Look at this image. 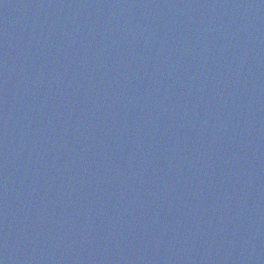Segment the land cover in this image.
Segmentation results:
<instances>
[{"label": "water", "instance_id": "obj_1", "mask_svg": "<svg viewBox=\"0 0 264 264\" xmlns=\"http://www.w3.org/2000/svg\"><path fill=\"white\" fill-rule=\"evenodd\" d=\"M0 264H264V0H0Z\"/></svg>", "mask_w": 264, "mask_h": 264}]
</instances>
